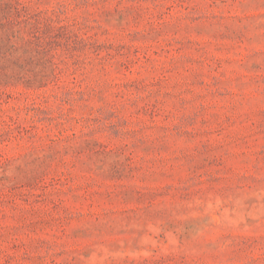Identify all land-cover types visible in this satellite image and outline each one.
Here are the masks:
<instances>
[{
  "label": "rangeland",
  "instance_id": "obj_1",
  "mask_svg": "<svg viewBox=\"0 0 264 264\" xmlns=\"http://www.w3.org/2000/svg\"><path fill=\"white\" fill-rule=\"evenodd\" d=\"M0 264H264V0H0Z\"/></svg>",
  "mask_w": 264,
  "mask_h": 264
}]
</instances>
